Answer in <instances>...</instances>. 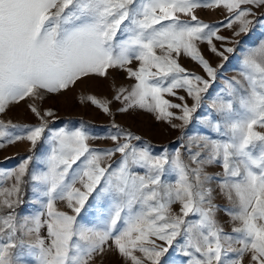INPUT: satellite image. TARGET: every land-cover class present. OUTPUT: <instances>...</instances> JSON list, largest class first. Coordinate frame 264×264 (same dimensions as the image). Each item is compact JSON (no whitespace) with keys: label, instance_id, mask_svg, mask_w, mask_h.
Here are the masks:
<instances>
[{"label":"snow or ice","instance_id":"1","mask_svg":"<svg viewBox=\"0 0 264 264\" xmlns=\"http://www.w3.org/2000/svg\"><path fill=\"white\" fill-rule=\"evenodd\" d=\"M202 8L227 16L214 26L198 19ZM256 25L264 28V0H0V114L116 71L134 81L113 85L117 111L150 113L185 140L153 154L113 123L105 137L113 146L96 149L89 142L99 137L83 125L52 128L54 113L34 104L35 126L0 119V148L47 145L0 169V264H103L109 253L122 264H165L174 248L181 264H264V40L243 47L236 39ZM204 43L222 62L238 51L226 44L241 46L238 77L212 96L224 63L213 67ZM182 56L204 75L183 67ZM81 99L111 114L112 101ZM197 116L208 134L186 131ZM30 164L43 169L30 173ZM29 176L38 208L21 215ZM90 198L106 207L85 224Z\"/></svg>","mask_w":264,"mask_h":264},{"label":"rangeland","instance_id":"2","mask_svg":"<svg viewBox=\"0 0 264 264\" xmlns=\"http://www.w3.org/2000/svg\"><path fill=\"white\" fill-rule=\"evenodd\" d=\"M196 15L199 20L214 25L219 26L222 21L225 20L227 12L223 8L218 9H208L202 8L197 10ZM184 18V17H182ZM187 19V18H185ZM219 35L232 38V31L220 27ZM239 40L244 41L243 47L248 45L258 44L261 40H264V28L260 25H256L254 29L248 35H242ZM218 48L224 42L214 41ZM228 47H237L238 51L235 55H231L227 62H222L221 58L215 56L208 50L206 43L200 44L201 53L206 59L212 64L213 67L224 63L223 69L220 70V77L215 81L210 89L209 96L214 95L223 86L224 80L232 79L233 77H238L239 71V60L241 56L238 45L226 44ZM180 63L189 72H194L199 75H204L200 67L193 62L190 58L181 57ZM113 77L115 79H113ZM134 81L126 78V74L122 72L112 71L109 79H92L81 83L70 88L69 90L63 91L61 94H44L43 99L40 98H25L19 104L10 106V108L4 114H0V119L8 121L11 120L12 123L17 125H29L35 126L40 121L31 112L29 104H34L43 113L46 110H51L54 113L53 117L47 118L49 121V126L52 128L69 127L77 128L83 125L90 135L99 137L89 143L93 148L96 149H107L113 146V142L105 137L110 134H115L116 129L112 127L115 123L119 125L121 129L129 131L136 136H139L140 141H133L137 146H143L148 144L150 146L153 154H160L164 150L169 153H174L175 149L179 148L185 140H181L180 130L172 129L168 124L162 121H156L154 116L150 113L143 111H130L128 113H120L117 111L121 107L120 102L112 100L114 95V86L128 87ZM184 95L183 92L180 93ZM95 96L101 101H112L109 105L111 109V114L104 113L100 108L93 105L90 101L84 100L82 102V97ZM171 99L174 103H179L180 101L175 100L172 97H166ZM191 104V100L188 101ZM208 100L205 101L207 105ZM209 109L207 107L201 108L199 113H205ZM178 111V110H173ZM178 123L177 121H174ZM258 131H264V129H257ZM189 134L195 132H202L208 134V130L204 128L199 123V116L190 124L186 129ZM47 147L46 144H38L35 153H30V145L26 141H19L12 145H6L4 148H0V169H15L24 159L29 155H41L42 151ZM119 158V154L113 158L114 160ZM43 165L39 164L35 167L30 164L29 172L36 170H42ZM141 171L140 169H136ZM210 171L216 172L220 171L218 168L210 169ZM25 204L22 205L20 212L21 215L28 214L35 211L38 205L34 203L35 195L32 191V182L30 176L27 177V183L23 188ZM218 204H224L225 201L218 198L216 201ZM59 207L63 208V204H58ZM106 207L105 204H100L94 199L90 198L89 203L86 204L85 210L81 214V222L85 224L94 223L97 216L100 214V210ZM221 219H226L221 216ZM226 230L230 231V225H226ZM165 264L174 261L175 264H181L185 259L178 251V249H171L168 254H166ZM100 264V261H97ZM103 264H122V261L114 254L109 253L104 259Z\"/></svg>","mask_w":264,"mask_h":264}]
</instances>
